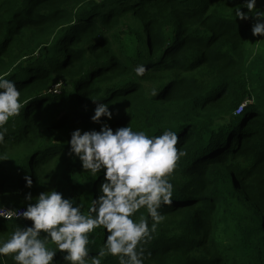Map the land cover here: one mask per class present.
Masks as SVG:
<instances>
[{
    "label": "trees",
    "instance_id": "16d2710c",
    "mask_svg": "<svg viewBox=\"0 0 264 264\" xmlns=\"http://www.w3.org/2000/svg\"><path fill=\"white\" fill-rule=\"evenodd\" d=\"M242 3L0 0V75L27 101L0 144L10 158L0 161V210H24L28 193L56 188L87 212L103 175L82 171L67 141L77 128L98 131L90 118L108 102L113 118L102 119L113 129L172 130L187 153L145 264H264V49H246L252 21L234 14ZM140 63L150 70L137 78ZM17 223L31 221L0 217V239ZM90 239L96 255L106 233Z\"/></svg>",
    "mask_w": 264,
    "mask_h": 264
},
{
    "label": "clouds",
    "instance_id": "9594fccd",
    "mask_svg": "<svg viewBox=\"0 0 264 264\" xmlns=\"http://www.w3.org/2000/svg\"><path fill=\"white\" fill-rule=\"evenodd\" d=\"M239 5L234 8L237 20H251L252 37L264 39V3L243 0ZM149 70L146 63H140L134 72L141 78ZM7 75H0V144L5 142L9 122L27 104L21 100L17 82ZM150 95L157 96L158 90L152 88ZM113 115L110 103L99 101L90 119L100 129H74L67 141L68 155L80 161L82 171L93 180L103 175L87 212L82 203L56 188L35 197L28 193L26 208L13 215L31 224L17 223L8 238L0 239V264H7L6 258L13 264H60L57 253L63 264H102L107 256L115 257L118 264H145L143 245L165 219L161 208L172 204L174 194L170 177L187 153L178 147L181 137L177 132L164 130L150 136L143 130L134 131L130 124L113 129L106 122ZM7 159L6 153H0V161ZM24 179L31 187V176ZM97 229L105 231L106 239L92 255L90 234Z\"/></svg>",
    "mask_w": 264,
    "mask_h": 264
},
{
    "label": "rangeland",
    "instance_id": "374dc122",
    "mask_svg": "<svg viewBox=\"0 0 264 264\" xmlns=\"http://www.w3.org/2000/svg\"><path fill=\"white\" fill-rule=\"evenodd\" d=\"M246 49L249 52L264 49V39H258L256 37H252L251 33L249 36V40L246 44Z\"/></svg>",
    "mask_w": 264,
    "mask_h": 264
},
{
    "label": "built area",
    "instance_id": "2783aa9c",
    "mask_svg": "<svg viewBox=\"0 0 264 264\" xmlns=\"http://www.w3.org/2000/svg\"><path fill=\"white\" fill-rule=\"evenodd\" d=\"M243 106H240L239 108L236 109L235 111V115L240 114L241 110H242ZM0 217H2L5 220H12L15 218V216L13 215V213L11 211H9L8 209H1L0 210Z\"/></svg>",
    "mask_w": 264,
    "mask_h": 264
}]
</instances>
